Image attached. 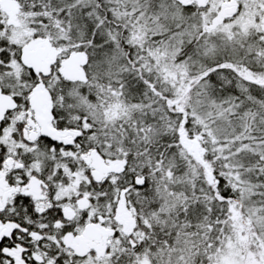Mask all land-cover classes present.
<instances>
[{
	"label": "snow or ice",
	"instance_id": "snow-or-ice-1",
	"mask_svg": "<svg viewBox=\"0 0 264 264\" xmlns=\"http://www.w3.org/2000/svg\"><path fill=\"white\" fill-rule=\"evenodd\" d=\"M0 264H264V0H0Z\"/></svg>",
	"mask_w": 264,
	"mask_h": 264
}]
</instances>
